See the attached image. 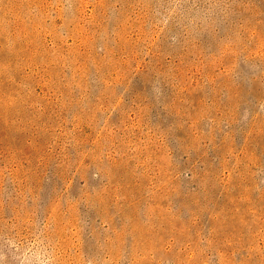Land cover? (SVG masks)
<instances>
[{"label":"rangeland","instance_id":"374dc122","mask_svg":"<svg viewBox=\"0 0 264 264\" xmlns=\"http://www.w3.org/2000/svg\"><path fill=\"white\" fill-rule=\"evenodd\" d=\"M0 264H264V0H0Z\"/></svg>","mask_w":264,"mask_h":264}]
</instances>
